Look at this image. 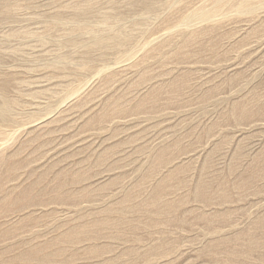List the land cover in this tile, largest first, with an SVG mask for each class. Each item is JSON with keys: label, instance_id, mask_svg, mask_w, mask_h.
<instances>
[{"label": "rangeland", "instance_id": "obj_1", "mask_svg": "<svg viewBox=\"0 0 264 264\" xmlns=\"http://www.w3.org/2000/svg\"><path fill=\"white\" fill-rule=\"evenodd\" d=\"M0 264H264V0H0Z\"/></svg>", "mask_w": 264, "mask_h": 264}]
</instances>
